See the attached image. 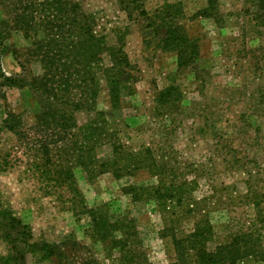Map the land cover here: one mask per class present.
Instances as JSON below:
<instances>
[{
  "label": "rangeland",
  "instance_id": "1",
  "mask_svg": "<svg viewBox=\"0 0 264 264\" xmlns=\"http://www.w3.org/2000/svg\"><path fill=\"white\" fill-rule=\"evenodd\" d=\"M64 1L79 4L81 10L75 12L84 25L90 26L87 17H92L94 39H102L106 46L99 67L80 75L88 83L86 93L97 92L98 97L89 99L88 109L75 111L78 125L97 112L105 113L119 146L136 158L149 159V150L158 162L175 168L177 186L186 188L187 195L181 197L194 213H188L186 206L175 209V202L160 209L152 199L135 201L126 193L128 186L158 185L159 177L149 165L120 178L113 173L117 165L103 174L90 171L89 179L85 169L74 164L71 152L65 155L55 149L53 142L60 138L55 130H35L37 115L72 109L42 93L43 86L50 88L46 62L31 40L16 31L0 46V72L9 79L0 85V162L4 166L8 161L0 171V257L9 253L4 234L15 222L26 229L13 233L39 248L42 243L59 245L74 237L79 254L69 255L75 264H120L119 250L109 241L91 238L93 220L83 211L104 206L112 220H136L142 264H194L191 256L178 260L176 248L195 231L202 215L209 216L215 227L210 251L231 244L235 234L245 231L254 237L250 243L240 241L239 264H264V223L258 221L259 212H264V26L255 19L254 2L217 0L219 13L209 18L203 14L208 0ZM167 3L181 5L179 25L198 40L200 56L194 71L179 74L176 53L164 48L166 28L159 11ZM57 15L47 14L50 19ZM175 15L180 18L178 12ZM118 48L129 65L118 76L121 98L111 108L107 81L98 68H110ZM94 73L100 78L96 87L89 83ZM10 113L21 117L23 140L4 125ZM41 140L54 149L48 165L38 147ZM113 142L109 139L101 145L100 162L113 160ZM125 161L120 159L119 166ZM66 167L76 178L81 204H74L79 195L70 186L60 185ZM26 232L31 238L25 237ZM115 235L121 237L118 231ZM21 256L12 264H54L53 259H40V252L18 262Z\"/></svg>",
  "mask_w": 264,
  "mask_h": 264
},
{
  "label": "trees",
  "instance_id": "2",
  "mask_svg": "<svg viewBox=\"0 0 264 264\" xmlns=\"http://www.w3.org/2000/svg\"><path fill=\"white\" fill-rule=\"evenodd\" d=\"M39 1L0 0V8H2L0 10V46H3L4 42L11 38L13 32L22 31L24 36L31 40V46L43 56L46 62L44 70L47 75V85L50 86L49 89L51 90L44 89L43 86V89H41L42 93L51 96L59 106L68 107L70 105L72 109L48 110L46 114L37 115V128L35 130H46L47 128L55 130L60 135L59 140L53 142L56 145L55 149H59L65 155L71 152L74 164L84 168L89 179H92L90 171L103 174L109 169L116 168L117 165L113 173L116 178H120L122 173L134 174L140 170V167L146 164L149 165L151 173L159 177L158 185L153 187L132 185L125 188L126 193L132 195L135 201H139L142 198L144 200L152 199L157 202L160 209L167 208L170 202L176 203L175 209H180L182 206L185 207V198L181 196L187 195L186 188L177 186V171L175 168L168 166V162H158L149 150L147 152L150 160L148 156L147 158H136L133 154L128 153L126 149L119 146L113 123L107 119L105 113L97 112L95 117L89 119V122L83 126L78 125L75 111L88 109L89 99L98 97L97 92H92L90 95L86 93L85 89L88 83L81 80L80 75L87 68L90 71L94 70L95 67H99L98 62L101 61V56L106 52L105 42L102 39H94L93 19L91 16L87 17L88 20H91L90 26L83 24L79 14L75 12L81 10L79 4L64 0H42L44 4ZM252 1L257 7L255 19L264 26V0ZM208 2L209 6L203 11V14L205 17L215 18L219 13L217 0H208ZM49 12H56L58 14L57 18H48L47 14ZM159 12L163 15V24L161 25L166 28L164 48L176 53L178 73L182 74L196 70V62L200 56L199 43L198 40L188 37L183 26L179 25L181 16H183L181 5L167 3L163 10ZM177 12L180 18L175 15ZM150 24L158 29L155 24ZM113 59L114 62L110 68H98V73L102 72L103 77L107 81L111 108H115L114 104L118 103L121 98L118 76L121 75V69L129 65L127 56L122 48L116 49L113 53ZM194 73H197L198 77V71ZM96 76V73H94L92 78H89V83L92 87H96L99 84L100 78ZM4 79L7 78L0 72V85L3 84ZM4 125L9 131L15 130V134L19 135V140L26 138L20 116L8 114ZM109 139L114 140L111 144L113 160L100 162L98 150ZM37 143H39L38 147L43 155V161L48 165L52 161L51 155L54 149L48 142L44 143L41 140V142ZM58 143L62 145H58ZM122 158L127 161L121 162L119 166L118 162ZM4 163L8 164V161L5 160ZM5 164L3 166L0 162V171H4ZM64 169L68 170V172L60 179V185L70 186L68 188H71L74 194L79 195L78 198H74L75 205L83 203L76 178L70 167ZM183 185H186V183L183 182ZM186 210L190 214L194 213V210L189 209L188 205ZM83 211L92 217L93 227L90 235L93 240L101 243L109 241L112 248L119 250L118 259L120 264H142L145 258L140 248V233L135 219L124 217L112 220L107 207L104 206H99L95 209L84 207ZM200 212L198 213L200 214ZM175 213L173 212L172 215H175ZM201 218L203 220L196 225L195 231L186 235L185 241L177 242L178 260L179 258L191 256L195 259L194 264H226V260H231L229 264H239L242 256V251L239 248L240 241L245 239L250 243L254 236L252 237L250 233L245 231L243 235L235 234L232 237L231 244L219 246L210 251L208 244L212 241L215 227L211 224L209 216L202 215ZM258 221L264 223V212H259ZM20 227L22 230L26 229V227L15 222L14 225L8 226L10 233L6 231L4 235L5 241L10 245V250L6 256L0 257L1 264H12L17 259L16 256L19 255L22 256L18 259V262L23 261L25 256L31 252H40V259H53L54 264H75L74 258L69 255V252L72 255L79 254L78 243L74 237L59 245L42 243L39 248V244L23 243L16 236ZM13 231H15L16 235ZM117 231L121 233L120 238L115 235ZM24 235L26 238H31L29 232ZM252 244L257 243L254 242ZM15 253L16 256H14ZM175 264H179V261Z\"/></svg>",
  "mask_w": 264,
  "mask_h": 264
}]
</instances>
